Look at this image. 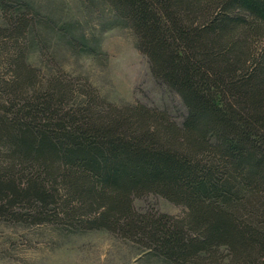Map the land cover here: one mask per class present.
Here are the masks:
<instances>
[{
    "label": "trees",
    "instance_id": "1",
    "mask_svg": "<svg viewBox=\"0 0 264 264\" xmlns=\"http://www.w3.org/2000/svg\"><path fill=\"white\" fill-rule=\"evenodd\" d=\"M99 1L182 121L41 71L28 56L48 23L0 0V217L104 229L168 264H264V0ZM149 193L183 213L138 211Z\"/></svg>",
    "mask_w": 264,
    "mask_h": 264
},
{
    "label": "rangeland",
    "instance_id": "2",
    "mask_svg": "<svg viewBox=\"0 0 264 264\" xmlns=\"http://www.w3.org/2000/svg\"><path fill=\"white\" fill-rule=\"evenodd\" d=\"M29 1L48 23L37 26L41 34L39 44L30 50V63L43 72L59 69L75 81L88 82L111 102H141L182 121L186 108L179 95L155 79L134 34L99 0ZM67 36L84 43L72 47ZM133 204L138 211L156 209L176 216L184 211L183 205L154 193L135 197ZM0 264L168 263L104 229L75 230L51 222L0 217Z\"/></svg>",
    "mask_w": 264,
    "mask_h": 264
}]
</instances>
